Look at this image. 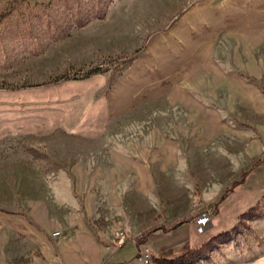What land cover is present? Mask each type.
<instances>
[{"label": "crops", "instance_id": "0c3cea01", "mask_svg": "<svg viewBox=\"0 0 264 264\" xmlns=\"http://www.w3.org/2000/svg\"><path fill=\"white\" fill-rule=\"evenodd\" d=\"M138 62L122 75L121 106L137 115L138 132L119 137L103 160L77 163L62 200L0 211V264L12 234L32 246L30 264H140L137 254L127 260L125 246L133 241L138 253L140 230L157 218L166 226L189 219L148 240L154 256L177 248L179 256L203 240L199 210L231 225L264 199V0H196ZM181 137L205 159L183 152ZM199 188L215 200L204 205ZM239 253L231 264H264V255Z\"/></svg>", "mask_w": 264, "mask_h": 264}, {"label": "rangeland", "instance_id": "374dc122", "mask_svg": "<svg viewBox=\"0 0 264 264\" xmlns=\"http://www.w3.org/2000/svg\"><path fill=\"white\" fill-rule=\"evenodd\" d=\"M194 1L0 0V211L25 213L32 199L62 200L72 191L77 163L103 160L119 137L138 132L137 115L121 113L122 75L137 69L152 37ZM190 140L181 137L180 147L201 162L203 151ZM194 195L204 205L216 197L200 188ZM253 209L231 225L195 227L203 236L196 248L218 234L232 235L194 264H231L239 252L264 255V199ZM31 248L12 234L4 245L5 264H30ZM136 254L129 241L127 260ZM154 258L160 257L153 255L158 264Z\"/></svg>", "mask_w": 264, "mask_h": 264}, {"label": "trees", "instance_id": "16d2710c", "mask_svg": "<svg viewBox=\"0 0 264 264\" xmlns=\"http://www.w3.org/2000/svg\"><path fill=\"white\" fill-rule=\"evenodd\" d=\"M66 79V77L62 76L60 78L55 79L53 82H60ZM246 172L242 174V178L240 181H237L234 183V185H237L238 183L242 182L245 177H246ZM231 189H227L225 193L221 196L220 202L225 200L228 194L231 192ZM254 209L251 208L249 212L253 211ZM249 212L244 213L241 215V217H245ZM189 220V219H188ZM187 219H181L180 221L172 224L171 226L167 227L165 225H157L150 229L148 232H146L142 238H139L137 240V243H144L147 242L149 238L153 237L156 233L158 232H168L170 230H175L181 225H183ZM242 221L239 222V224L235 227V230L241 229L243 225H241ZM245 225V222H244ZM231 233H222L218 234L217 236L212 237L209 239L207 242L202 244L198 248H191L182 255H179L175 258H165V257H160V258H154V261L158 264H194L200 260L206 259L210 256L211 252L215 248V246L222 241H226L231 237Z\"/></svg>", "mask_w": 264, "mask_h": 264}, {"label": "built area", "instance_id": "2783aa9c", "mask_svg": "<svg viewBox=\"0 0 264 264\" xmlns=\"http://www.w3.org/2000/svg\"><path fill=\"white\" fill-rule=\"evenodd\" d=\"M194 206L196 207L197 204H194ZM195 222L199 230L203 231L207 226L218 224L220 219L215 210L204 208L198 211ZM121 234H123V232H121ZM52 235L59 236L60 231H55ZM120 246H122V244H120ZM153 255L151 248L145 244L139 247L137 259L140 264H153Z\"/></svg>", "mask_w": 264, "mask_h": 264}]
</instances>
